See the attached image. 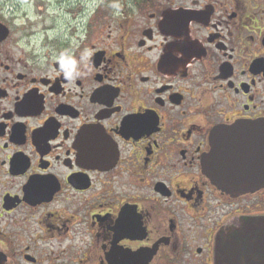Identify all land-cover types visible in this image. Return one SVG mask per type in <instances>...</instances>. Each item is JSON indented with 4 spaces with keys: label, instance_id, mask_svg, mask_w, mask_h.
I'll use <instances>...</instances> for the list:
<instances>
[{
    "label": "flooded vegetation",
    "instance_id": "af4514ba",
    "mask_svg": "<svg viewBox=\"0 0 264 264\" xmlns=\"http://www.w3.org/2000/svg\"><path fill=\"white\" fill-rule=\"evenodd\" d=\"M103 3L39 47L0 20V264H215L264 219L262 162H205L214 131L264 123V0Z\"/></svg>",
    "mask_w": 264,
    "mask_h": 264
},
{
    "label": "water",
    "instance_id": "95a60500",
    "mask_svg": "<svg viewBox=\"0 0 264 264\" xmlns=\"http://www.w3.org/2000/svg\"><path fill=\"white\" fill-rule=\"evenodd\" d=\"M9 32L10 29L5 24H0V39L6 38ZM211 136L213 149L205 162L208 163L209 168L214 171L212 174L217 178L220 163L222 160L228 159L234 160V163L238 165L240 169L237 173L239 174L244 175L246 173L250 175V171L253 169L252 165L255 164L258 166L257 170L259 172L260 162L264 164V123L221 128V130L214 131ZM242 139H247L248 144L244 152L239 154L237 144ZM243 160L246 161L247 168L243 166ZM243 182L246 186H254V188L264 185V179L260 176L256 177V174L250 178L244 176ZM227 231L218 239L219 245L216 250L215 264H251L252 251H256L251 250V245L264 242V219L246 220L236 229H228ZM261 251L264 250L258 249L256 252L258 254ZM248 254H250V257Z\"/></svg>",
    "mask_w": 264,
    "mask_h": 264
},
{
    "label": "rangeland",
    "instance_id": "374dc122",
    "mask_svg": "<svg viewBox=\"0 0 264 264\" xmlns=\"http://www.w3.org/2000/svg\"><path fill=\"white\" fill-rule=\"evenodd\" d=\"M107 0H0V20L13 26L26 42L41 45L44 30L57 26V32H83L81 20L104 19ZM30 39V40H29ZM41 40V41H40Z\"/></svg>",
    "mask_w": 264,
    "mask_h": 264
},
{
    "label": "clouds",
    "instance_id": "9594fccd",
    "mask_svg": "<svg viewBox=\"0 0 264 264\" xmlns=\"http://www.w3.org/2000/svg\"><path fill=\"white\" fill-rule=\"evenodd\" d=\"M66 63H67L68 65H71V64H72V61L69 60V61H66Z\"/></svg>",
    "mask_w": 264,
    "mask_h": 264
}]
</instances>
